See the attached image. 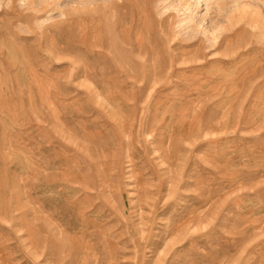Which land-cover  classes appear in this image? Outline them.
<instances>
[{"label":"rangeland","instance_id":"1","mask_svg":"<svg viewBox=\"0 0 264 264\" xmlns=\"http://www.w3.org/2000/svg\"><path fill=\"white\" fill-rule=\"evenodd\" d=\"M0 264H264V0H0Z\"/></svg>","mask_w":264,"mask_h":264}]
</instances>
